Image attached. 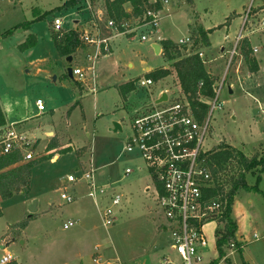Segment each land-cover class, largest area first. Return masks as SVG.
<instances>
[{
  "label": "rangeland",
  "instance_id": "rangeland-1",
  "mask_svg": "<svg viewBox=\"0 0 264 264\" xmlns=\"http://www.w3.org/2000/svg\"><path fill=\"white\" fill-rule=\"evenodd\" d=\"M64 1L0 0V104L7 122L13 121V129L28 141L22 154L32 151L36 158L48 156L32 169L27 190L0 199V242L4 244L0 258L9 254L19 264H180L171 249V232L163 230L144 161L123 151L138 109L161 90H168L170 98L179 95L173 70L161 53L155 54L151 44L160 39L178 43L193 37L197 24L216 26L208 36L210 47L196 50L202 53L215 86L224 76L218 95L221 106L212 112L203 146L209 150L225 144L248 157L259 156L264 152V113L259 110V104L264 103L263 0H192L190 5L185 0H168L159 11L158 35L146 26L133 33L103 29V0H83L75 7L58 9ZM40 14L42 18L33 20ZM54 17L62 20L64 30L75 24L91 29L92 19H97L101 32L110 36V49L93 60L86 58L90 47L73 56L70 67L81 68V78H70L65 58L56 53L50 37ZM31 20L28 28L18 27L2 35L14 25ZM239 32L249 39L251 48L257 49L252 51L259 63L256 73L248 71L238 48L230 59L229 51ZM29 33L36 37L35 46L18 51L17 44ZM141 35L152 36L141 40ZM157 67H168L171 73L150 86H140L139 81L146 78L145 68ZM74 80L79 82L80 91ZM128 81L134 82V89L123 96L119 85ZM36 99L42 101V111L36 109ZM113 122L121 129L112 131ZM53 139L58 147L47 152V144ZM62 148L70 151L60 153ZM125 168L131 170L127 175ZM90 169L97 184L114 183L111 186L122 194V205L110 226L104 227L100 219L99 209L106 201L95 206L81 179ZM69 175L75 180L67 181ZM246 182L254 184L255 177L246 175ZM257 187L264 193V170ZM62 192L74 199L64 201ZM33 201L36 212L17 236L12 225L26 219ZM231 217L237 225L232 240L237 245L229 255L230 263L264 264L261 193L239 190L233 198ZM67 220L74 224L63 229ZM220 226L218 218L205 220L202 225L211 258L216 256L215 230Z\"/></svg>",
  "mask_w": 264,
  "mask_h": 264
},
{
  "label": "built area",
  "instance_id": "built-area-1",
  "mask_svg": "<svg viewBox=\"0 0 264 264\" xmlns=\"http://www.w3.org/2000/svg\"><path fill=\"white\" fill-rule=\"evenodd\" d=\"M158 1L161 8L168 4V0ZM160 10H147L144 15L147 20L142 24H137V19L130 25L124 23L122 25L124 30L120 33H133L138 28L146 26L152 29L154 35H158L161 32L159 27ZM62 25L63 22L59 17L53 18L52 29L54 31L63 29ZM90 28L79 27L80 38L86 47L91 48V53L86 52V58L89 61L110 49V36L103 34L102 28L119 33L113 28V22L107 19L102 28L97 19H92ZM150 37L141 35L140 39L147 40ZM242 38L244 37L239 32L234 46L229 51L230 59L237 53L236 49ZM177 44L182 47L187 46L188 50L191 40L190 38L181 39ZM252 51L257 52L256 47H252ZM198 55L201 57L202 53L198 52ZM72 74L81 78L83 70L76 67L72 69ZM155 82L157 81L146 77L139 81V85L147 87ZM223 82L224 76L218 86L213 85V96L203 99L208 110L201 121L192 114L180 88H178L179 95L171 98L168 90H161L167 93V100L159 104H152L151 107L139 111L131 123L132 134L123 147L124 152L138 155L147 167L152 182L151 189L162 218V226L171 232L173 241L171 249L177 253L180 264H234L230 263L229 255L237 244L230 241L227 254L225 253L217 259L216 252V256L211 258L207 255L208 245L201 231L204 221L213 218L214 214L217 218L222 207L217 199H205L203 194L204 188L208 186L211 179L210 170L205 163L204 153L207 149L203 146V140L210 126L213 110L221 106L218 102V95ZM35 106L38 111L43 110L40 99L35 100ZM259 110L264 113V103L259 104ZM25 144H28L26 137L13 129L12 125L0 130V156L13 151L22 152ZM35 158L32 151H27L23 155L25 161ZM93 172L91 169L85 171L81 179L85 180L88 187L87 195L92 198L95 206H99L100 201H106L102 209H99L100 219L104 227L110 226L114 223L115 216L122 205V194L111 186L114 183L97 184ZM130 172L129 168H125V175ZM74 180L73 176L67 177V181ZM149 190L147 189V191ZM60 198L71 202L74 196L62 192ZM73 224V220H67L63 223V229H68ZM10 259L9 254L3 256L0 258V264L8 262ZM216 259L217 261L214 262ZM97 260L98 258H93V261ZM166 262L169 263V260L166 259Z\"/></svg>",
  "mask_w": 264,
  "mask_h": 264
},
{
  "label": "trees",
  "instance_id": "trees-1",
  "mask_svg": "<svg viewBox=\"0 0 264 264\" xmlns=\"http://www.w3.org/2000/svg\"><path fill=\"white\" fill-rule=\"evenodd\" d=\"M83 0H65L58 9H69L77 6ZM187 4H192V0H185ZM260 9L264 10V0ZM104 15L107 20L113 22V28L117 32H122L124 23L130 25L135 19L137 24L144 23L147 18L145 12L149 9L160 10L161 4L158 0H103ZM43 14L38 15L33 20H38ZM17 24L2 33L3 36L11 34L18 27L27 28L33 21ZM53 20V19H52ZM212 30H206L201 24L195 27L194 36L190 35L191 44L188 52L182 50V46L169 39H160L159 45L161 55L167 60L173 70L179 88L183 93L194 117L201 121L208 110L207 104L203 99L213 96V85L215 78L206 70L204 61L199 57V48L210 45L208 33ZM50 37L53 42L57 55L65 58L73 56L80 50L86 48V44L80 38L78 24L72 28L61 29L60 31H50ZM36 44L34 34H28L25 40L17 45L20 52H24ZM239 55L242 57L250 73H256L259 70L258 60L252 55V48L248 38L244 37L238 44ZM190 50V51H189ZM168 67H157L147 71L146 77L154 81L164 79L170 74ZM74 83L80 91V84L76 80ZM134 89V82L128 81L119 85V90L125 96ZM5 115L0 107V130L6 127ZM58 144L53 139L46 147V151L55 149ZM69 148H62L59 152L65 153ZM78 156V154H77ZM52 157V156H51ZM48 156H40L33 160H23L22 152L13 151L0 156V199H8L12 195L29 188L32 169L47 159ZM205 163L208 166L211 179L208 186L204 188L205 199L215 198L221 203V211L217 216L221 226L215 230V247L217 259L225 254L230 241L234 240L237 228L236 222L231 217V208L233 198L239 190L253 191L261 193L264 199V193L258 187L260 173L264 170V152L259 156H246L240 149L233 148L225 144H217L204 153ZM251 174L255 177V183L250 185L246 182V175ZM1 215V210H0ZM33 215L26 217L12 225V230L20 233L27 225L28 219ZM15 239L17 238L14 235ZM217 259L214 261L216 262ZM4 264H19L15 259H10Z\"/></svg>",
  "mask_w": 264,
  "mask_h": 264
},
{
  "label": "water",
  "instance_id": "water-1",
  "mask_svg": "<svg viewBox=\"0 0 264 264\" xmlns=\"http://www.w3.org/2000/svg\"><path fill=\"white\" fill-rule=\"evenodd\" d=\"M151 47L154 50L155 54L160 53V45L158 43H152L151 44ZM182 50L183 51H187V46H183L182 47ZM71 61H72V56L71 55L65 57V62L67 64L66 73H67V75L70 78H72V68L70 67ZM229 92H231V91L229 90ZM166 100H167V93L165 91H160V92H158V94L156 95V97L153 99L152 102H149L147 104L142 105L138 110H142V109L149 108V107L152 106V104H159V103L165 102ZM120 129H121L120 128V125L117 122H113V129H112V131H116V130H120ZM214 139L216 141H218V138L215 135H214ZM145 191H147V189ZM28 210H29V213H28V216L27 217L33 215L36 212V201H33L32 202V204L29 206ZM215 217H216V215L214 214L213 215V218H215ZM163 229L165 230L164 227H163ZM22 243L23 242L21 241V244ZM3 248H4V244H2L0 242V249H3Z\"/></svg>",
  "mask_w": 264,
  "mask_h": 264
},
{
  "label": "crops",
  "instance_id": "crops-1",
  "mask_svg": "<svg viewBox=\"0 0 264 264\" xmlns=\"http://www.w3.org/2000/svg\"><path fill=\"white\" fill-rule=\"evenodd\" d=\"M202 25V24H201ZM203 26V25H202ZM215 27L216 26H213V27H204L203 26V28L204 29H206V30H209V29H211L212 31L215 29ZM25 28V27H24ZM28 28V27H27ZM211 31V32H212ZM209 34L210 33H208V36H209ZM28 35V34H27ZM209 38V37H208ZM23 42V41H22ZM21 43V42H20ZM19 44V43H18ZM17 44V45H18ZM210 47V45L208 46V47H205V50H207L208 48ZM17 48V47H16ZM33 48V47H32ZM31 49V48H30ZM30 49H28V50H30ZM222 48H220V50H221ZM28 50H26V51H28ZM160 53H161V48H160ZM73 59V58H72ZM210 62V61H209ZM76 68V67H75ZM146 69V68H145ZM147 71H149L150 69H146ZM212 75V74H211ZM72 76H73V74H72ZM73 78V77H72ZM0 107H1V109H2V111H3V113H4V115H5V111H4V109H3V107L1 106V104H0ZM5 119H6V124H7V126H9V125H12V128H15L16 129V127H14L15 126V124L13 123V124H11L13 121H11V122H7V118H6V115H5ZM20 126V123H18V125H17V127H19ZM56 149V148H55ZM55 149H51V150H49V151H47V152H51V151H53V150H55ZM59 149V148H58ZM53 157H56L57 158V154H55ZM53 159V158H52ZM164 230V229H163ZM11 259H13V258H11ZM166 259H168L167 257H164V260H165V262H166ZM169 260V259H168ZM170 261V260H169Z\"/></svg>",
  "mask_w": 264,
  "mask_h": 264
}]
</instances>
